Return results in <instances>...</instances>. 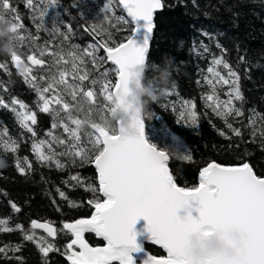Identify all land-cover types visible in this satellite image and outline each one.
Returning <instances> with one entry per match:
<instances>
[{"label": "trees", "instance_id": "obj_1", "mask_svg": "<svg viewBox=\"0 0 264 264\" xmlns=\"http://www.w3.org/2000/svg\"><path fill=\"white\" fill-rule=\"evenodd\" d=\"M11 2L24 25L19 30L24 39L15 47L11 23L0 19V63L6 65L0 69V97L6 104H11L15 98L28 105L37 114V124L33 126L36 132L33 136L21 126L11 107L0 106V220H6L8 227L24 226V232L0 231V247L20 249L0 254V264H70L65 252L73 237L63 229V224L90 218L93 214L94 207L88 202L103 199L98 191L90 190L98 188V173L89 162L80 163L79 158L73 162L71 155H60L71 144V138L62 127L69 122L68 115L55 104L51 112L39 111L36 89L25 80L10 55L17 52L32 67L33 75L39 77L47 75L48 68L52 67L53 56L47 51L60 52L64 59L71 61L67 53L81 54L90 45L107 40L109 34L112 40L120 42L130 34L133 25L118 0H57L56 5H52L51 0H32L31 6L27 0ZM162 2L164 7L156 15V28L143 75L142 105L148 139L160 147L173 144L181 154L189 151L191 161L180 159L181 154L170 157V170L180 186H197L200 171L211 162L223 165L247 162L258 175H264V135H261L264 132V0ZM124 20L129 22L124 23ZM41 51L46 52L42 58L48 62L44 68L33 66L26 59ZM96 54L98 57L105 55L102 48H97ZM218 58L239 76L243 100H233V104L243 115L219 116L209 106L206 97L213 91L209 79L215 84L219 100L229 99L230 85L217 82L207 71L209 67H216L227 78L228 69L223 64H213ZM84 60L89 80L82 83L85 90L96 93L95 103L82 93L76 102H72L66 92L64 99L75 103L71 115L78 123L69 126L75 127L81 145L90 147L88 137L96 134V125L117 134L119 112L114 98L103 100L101 91L105 79L101 73L105 69L108 70L107 79L115 82L113 66L105 61L97 69L89 58L84 57ZM57 69L63 70L64 65L52 67L53 72ZM67 70L70 73L68 82L80 84L72 79L71 68ZM92 80L97 83L92 85ZM38 83L44 86L45 82L38 80ZM191 105L195 106L191 111L197 115L196 125H191L187 119ZM182 112L185 120L180 118ZM229 123L241 131V136L234 134ZM53 124L57 126L53 128ZM49 132L65 144L53 142ZM9 139L18 145L15 153L3 147V141ZM39 140L53 143L64 167L37 159L33 144ZM17 161L25 167L31 162L32 167L22 174L16 167ZM73 176H79L80 182L73 180ZM13 203L20 208L19 212L12 208ZM33 220L50 222L57 229V235L48 237L42 229H31ZM33 231L54 246L55 250L47 257L35 241L24 238L25 232ZM85 239L93 247L105 244L94 233H86ZM146 249L157 257L166 255L153 244H147Z\"/></svg>", "mask_w": 264, "mask_h": 264}, {"label": "snow or ice", "instance_id": "obj_2", "mask_svg": "<svg viewBox=\"0 0 264 264\" xmlns=\"http://www.w3.org/2000/svg\"><path fill=\"white\" fill-rule=\"evenodd\" d=\"M27 2L31 6L32 0ZM118 2L133 25L130 34L120 42L112 40L109 34L107 40L99 45H90L81 54L75 51L69 52L67 55L70 56L71 61L64 59L60 52L47 51L48 55L53 56L52 67L63 64V70L57 69L53 72L52 67H49L47 75L38 77L33 75L32 67L26 64L17 52L14 51L10 55L11 61L21 69L25 80L36 89L40 101L39 111L51 112L52 105L55 104L67 113L69 122L62 124V127L71 138V144L60 155H71L74 158L73 162L75 158H79L80 163L89 162L94 165L98 173V188H90V190L98 191L103 199L88 202L94 207V213L90 218H81L63 224V229L73 237L66 246L67 260L70 264H117V262L136 264L133 254L143 251L137 238L138 235H144L136 231V225L143 219L146 221L145 240L160 246L166 252L162 257L148 255L143 264H191L187 258L190 235L194 231H204L208 234L233 222L243 223L250 233L249 242L243 249L240 260L235 264H264V175H258L249 163L229 166L211 162L200 171L197 186H180L169 168L170 154L148 143L142 121L139 123V136L124 138L100 130L88 137L87 143L90 147L82 146L81 137L75 127L69 126V124L75 126L78 121L71 115L75 103L64 99L65 92L71 97L72 102H76L81 93L92 103L96 101V93L93 90H85L82 83L89 80L84 57L89 58V62L97 69L105 61L113 66L115 82L107 79V69L101 73L105 78L101 90L105 101H110L121 92H126V85L131 76L129 69L147 62L155 28L154 17L164 4L162 0H118ZM51 4L56 5L57 0H51ZM0 19L11 23L16 47L24 39L19 33L24 25L20 22L11 0H0ZM128 22L124 20V23ZM97 48L103 49L105 53L103 57L97 56ZM45 54V51H41L39 55L33 53L26 59L31 65L44 68L48 63L42 58ZM213 64L216 66L223 64V67L228 69L227 78L221 75L216 67H209L207 71L217 78V82L230 85V90L227 93L229 99L220 101L215 94V84L209 79L208 83L213 89L212 94L206 97L210 102L209 106L216 110L219 116L227 117L233 113L237 116L243 115L233 104V100H243L238 86L237 72L222 58L215 59ZM68 67L71 68L72 79L81 82L80 84L68 82L70 75ZM4 68L6 65L0 63V69ZM38 80L44 81V86H41ZM96 83V80L91 81L92 85ZM0 106L11 107L21 126L36 136L33 126L37 124V114L30 110L28 105L15 98L11 104H6L0 97ZM194 107L191 105L187 110V119L191 125L197 124V115L191 111ZM180 118L185 120L184 112L180 114ZM56 126V124L52 125L53 128ZM228 127L232 128V124L229 123ZM232 130L236 136H241L239 129L232 128ZM48 135L52 137L53 142L65 144L64 140L58 139L51 132ZM261 135H264V132ZM3 147L13 153L18 149L16 142L11 139L3 141ZM33 151L42 163L55 162L59 168L65 166L57 158L52 142L39 140L33 144ZM179 158L184 161L192 160L188 150H185ZM16 167L24 174L26 168L30 169L32 165L31 162H27L26 167L21 166L17 161ZM72 179L80 182L79 176H73ZM60 195L64 194L61 192ZM12 208L16 212L20 211L14 203ZM190 209H195V214H190ZM30 227L33 230L42 229L48 237L54 238L57 235V229L50 222L33 220ZM14 230L24 232V226L8 227L6 220H0V231ZM86 233H94L102 237L106 241V246H91L85 239ZM24 238L35 241L45 257L55 250L51 243L46 242L43 236L37 237L34 231L25 232ZM12 250L20 251L18 247L10 249L3 246L0 247V254ZM210 264H219V262L211 261Z\"/></svg>", "mask_w": 264, "mask_h": 264}, {"label": "water", "instance_id": "obj_3", "mask_svg": "<svg viewBox=\"0 0 264 264\" xmlns=\"http://www.w3.org/2000/svg\"><path fill=\"white\" fill-rule=\"evenodd\" d=\"M161 10L162 9L157 10L155 17H154V22H155L157 13H159ZM128 19L130 21V18ZM155 28H156V24H155ZM155 28L152 33L150 47H151V42L153 40ZM145 66H146V63L142 65H136L135 67L129 69L131 76L126 85V89H127L126 92H121L119 96L114 97V100L116 101V105L120 111L119 113L120 120L118 121V132L117 134H113V135H119L124 138L139 136L140 135L139 123L142 121L144 124V134L146 135V139L148 143L153 144L147 137L146 125H145L144 117H143L142 95L144 93L143 75H144ZM19 70L21 71V69ZM126 120L128 124L135 130V135H128L126 133V128H125ZM100 130L107 131L101 125H96L94 127V131L96 133H98ZM169 163H170V160H169ZM189 212L190 214H195V209H190ZM136 231L138 233H144V235H138V238H137L138 243H141L143 251L140 253H134V254L138 255L139 258L142 261H144L147 259L148 255H151L146 250V248H144L145 245L153 244L150 241L145 240L144 238V236L147 235L146 221L141 219L136 225ZM97 237L99 239L104 240L102 237H99V236ZM249 239H250V233H249L247 226L240 222L229 223L223 228L210 231L208 234H205L204 231H194L189 237L188 247H187V258L191 261V264H210L211 261H218L219 264H235V262L240 260L241 253L243 249L246 247L247 243L249 242ZM213 242L221 243L222 245L225 246L226 249L231 251V254H229L228 251H218V252L205 255L199 260L194 258V253L197 250L205 251L208 245ZM105 244H106V241H105ZM161 249L164 250L163 248Z\"/></svg>", "mask_w": 264, "mask_h": 264}, {"label": "clouds", "instance_id": "obj_4", "mask_svg": "<svg viewBox=\"0 0 264 264\" xmlns=\"http://www.w3.org/2000/svg\"><path fill=\"white\" fill-rule=\"evenodd\" d=\"M125 128H126V133L128 135H135V130L128 124L127 120L125 121ZM218 251H228L229 254H231V251L226 249L224 245H222L219 242H213V243L208 245V247L205 251L197 250L194 253V258L199 260L205 255H208V254H211L214 252H218Z\"/></svg>", "mask_w": 264, "mask_h": 264}, {"label": "rangeland", "instance_id": "obj_5", "mask_svg": "<svg viewBox=\"0 0 264 264\" xmlns=\"http://www.w3.org/2000/svg\"><path fill=\"white\" fill-rule=\"evenodd\" d=\"M153 145H155L158 149L162 150V151H167L170 154V157L172 156H180V151L173 145V144H169L166 147H160L157 143H153ZM134 258L136 260V264H143V261L139 258L138 255L133 254ZM70 263V262H69Z\"/></svg>", "mask_w": 264, "mask_h": 264}, {"label": "bare ground", "instance_id": "obj_6", "mask_svg": "<svg viewBox=\"0 0 264 264\" xmlns=\"http://www.w3.org/2000/svg\"><path fill=\"white\" fill-rule=\"evenodd\" d=\"M144 248H146V245H145V247Z\"/></svg>", "mask_w": 264, "mask_h": 264}]
</instances>
